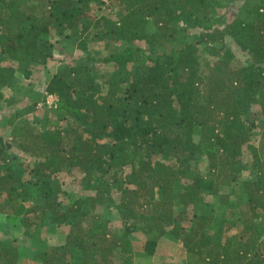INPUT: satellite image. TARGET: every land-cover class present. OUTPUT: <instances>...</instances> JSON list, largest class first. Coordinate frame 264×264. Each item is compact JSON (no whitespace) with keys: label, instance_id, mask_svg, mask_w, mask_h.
I'll list each match as a JSON object with an SVG mask.
<instances>
[{"label":"trees","instance_id":"obj_1","mask_svg":"<svg viewBox=\"0 0 264 264\" xmlns=\"http://www.w3.org/2000/svg\"><path fill=\"white\" fill-rule=\"evenodd\" d=\"M8 108L0 217L52 237L0 238V264H135L133 233L264 264V0H0Z\"/></svg>","mask_w":264,"mask_h":264},{"label":"rangeland","instance_id":"obj_2","mask_svg":"<svg viewBox=\"0 0 264 264\" xmlns=\"http://www.w3.org/2000/svg\"><path fill=\"white\" fill-rule=\"evenodd\" d=\"M73 44L71 47L72 48ZM91 47V45H90ZM97 48V47H94ZM230 48L237 53V56H240V53H238L237 47L235 45H231ZM68 54V53H66ZM74 53H72L73 55ZM71 60V57H69ZM242 61H244V58H241ZM60 65L53 61H49L45 67V70H39V72H34V74L31 77V81L33 86H37L36 88H39L44 85V82L47 80V76L50 74H54ZM49 72V74H47ZM21 79L18 78L16 81V84L21 85ZM26 87L24 86V89ZM9 112V108L5 110V113H0V117L7 114ZM6 126V124H4ZM0 123V132L1 133H8V126H4ZM204 164L201 165V168L204 169ZM114 200L117 202V194L114 193ZM214 205V211H215V219L220 220L224 215V209L217 205V201L215 200L213 202ZM96 212L99 213L104 218H107L110 223L113 222V215L110 209L107 205H99L96 209ZM14 220L12 218L2 220L0 217V238L6 239L11 238L17 240V243L23 246H26V248L29 250V252H37L36 248H39L43 245V247H46L47 241L50 237H52V234L45 233V229L38 231V235L40 234L41 240L37 239L34 240L33 244L30 246L27 236L30 234H33V229L29 230L28 235L24 234L25 230L20 228L19 226L15 225L13 222ZM118 223V222H117ZM119 224V223H118ZM51 232V231H49ZM53 232H63V230H53ZM42 234V236H41ZM31 236V235H30ZM32 237V236H31ZM130 240L133 244V250L135 254V264H187V258L183 256L179 252V246L177 244L172 243L168 238H163V240L159 241L158 247L156 249L155 255L148 256L146 255L145 251L143 250L142 246L145 240V237L139 233H133L130 235ZM25 262V261H24ZM23 262V263H24ZM24 264H37L34 262H26Z\"/></svg>","mask_w":264,"mask_h":264},{"label":"built area","instance_id":"obj_3","mask_svg":"<svg viewBox=\"0 0 264 264\" xmlns=\"http://www.w3.org/2000/svg\"><path fill=\"white\" fill-rule=\"evenodd\" d=\"M45 103L48 108H56L57 98L53 95H49L46 97Z\"/></svg>","mask_w":264,"mask_h":264}]
</instances>
